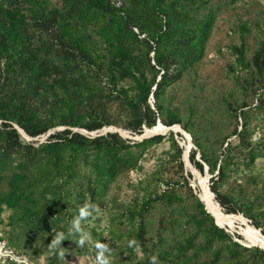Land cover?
Listing matches in <instances>:
<instances>
[{"label":"trees","instance_id":"obj_1","mask_svg":"<svg viewBox=\"0 0 264 264\" xmlns=\"http://www.w3.org/2000/svg\"><path fill=\"white\" fill-rule=\"evenodd\" d=\"M259 116L264 129L261 0H0V224L12 209L3 235L31 260L38 237L51 249L44 264H65L78 245L91 252L85 231L98 250L103 234L85 222L166 138L75 128L142 134L159 119L180 123L213 198L264 233V178L231 179L243 157L251 168L264 156V130L253 139ZM15 124L34 138L61 129L33 141ZM177 136L168 137L176 171L161 164L138 180L114 217L125 219L118 238L129 264H264V249L238 241L194 192ZM156 206L164 213L153 237Z\"/></svg>","mask_w":264,"mask_h":264},{"label":"rangeland","instance_id":"obj_2","mask_svg":"<svg viewBox=\"0 0 264 264\" xmlns=\"http://www.w3.org/2000/svg\"><path fill=\"white\" fill-rule=\"evenodd\" d=\"M264 2V0H261ZM236 42L239 41L238 36L235 37ZM226 52L229 51L225 48ZM233 58V56H231ZM217 116H220L221 119H228L227 114L222 107L217 112ZM261 116L254 119V124H256V132L254 133L253 139L257 140L261 137L263 132ZM158 125V124H157ZM57 127L50 132L40 136L39 138L33 140H44L46 139L51 133L59 130ZM157 128H160L157 130ZM163 125L153 126V127H146L142 134H133L130 131L122 129V136L126 139H141L144 134L155 136V133L161 132L164 133L163 135L166 136L160 143L154 144L144 155L142 159L143 169L133 170L128 175L123 176L118 181H116L109 194L106 198H104L101 202L96 204V214H94L89 220L85 222V225L89 226L90 228L96 229L103 234L104 242H99L100 246L98 250L95 247L94 240L90 232L85 231V240L87 243L91 245V252L87 253L84 249H81V246H75V249L66 253L63 261L65 264H129V259L126 253H123L124 249V239L118 238L119 230L118 227H123L125 223V219L120 217V220L115 221L114 217L117 215H121L122 211L125 208V205L130 202L132 199L134 188L133 184L137 183L138 180L143 178L145 175H148L154 172L161 164H165L166 170L165 174L173 173L176 171L177 168V160H173L169 157L168 151L170 150V141L168 139L170 131L163 130ZM177 131H181V129L177 128ZM155 134V135H154ZM183 138L177 136L178 141L181 146H183L184 153H183V160L185 162L186 169L191 171L193 174L192 178H189L190 185L194 189V192L200 195V188L197 185V177L200 179L207 178L208 184L210 186V178L211 175L206 172L204 174H200L197 169L195 168L194 164L188 163L186 160L188 149H187V138L185 133H182ZM192 149V148H191ZM190 154V152H189ZM199 156V155H198ZM197 156V158H198ZM190 158V157H189ZM241 170L238 173H235L234 176L231 178L232 180L236 177L240 180L246 181L248 180L249 176H258L260 179L264 178V156H260L256 162L252 165L251 168L246 167L244 162V157L241 159ZM216 196V195H215ZM218 202V201H217ZM205 203V202H204ZM206 204V203H205ZM207 208L208 205L206 204ZM222 207V206H221ZM223 209V208H222ZM210 211V210H209ZM14 211L10 208H5L3 212V219L7 224L9 218L13 215ZM164 213V208L161 206H156L153 210L152 215L149 219L150 224V234L155 237L157 235V228L159 224L160 217ZM210 213H212L210 211ZM239 215L246 219L249 223L251 222L247 219L244 215L233 213ZM215 217V216H214ZM216 219V218H215ZM217 220V219H216ZM5 223L0 224V229L2 230L3 234H5L6 230H9L10 227L7 226ZM219 223V222H218ZM252 223V222H251ZM250 223V224H251ZM222 227L230 230L232 233H240L242 235V240L245 242V237L242 234V227L240 224L235 223V225L230 226L226 223H219ZM252 225V224H251ZM230 226V227H229ZM257 228V227H256ZM256 231L262 232L258 228ZM263 233V232H262ZM264 235V233H263ZM246 243V242H245ZM37 249V253L32 256V259L39 263L44 264V260L46 256L50 253L51 249L49 244L43 241L40 237L33 241V249ZM25 251V250H24ZM95 251L98 253V256L95 254Z\"/></svg>","mask_w":264,"mask_h":264},{"label":"bare ground","instance_id":"obj_3","mask_svg":"<svg viewBox=\"0 0 264 264\" xmlns=\"http://www.w3.org/2000/svg\"><path fill=\"white\" fill-rule=\"evenodd\" d=\"M159 125V124H158ZM157 125V126H158ZM164 125V124H163ZM156 127V126H155ZM160 128H157L159 130ZM177 129V128H176ZM163 130H166L164 127ZM186 137H188L185 134ZM187 149L189 152V148L191 145L190 140L187 138ZM197 185L200 188V197L205 201V203L208 205V209L212 212V214L215 216L217 219V222L219 223H226L230 226L235 225V223H238L242 227V234L245 237V242L246 243H255L258 246H261L264 249V235L262 232L256 231L254 226H252L246 219L243 217L229 213L227 214L221 207L220 203L217 202L211 193L207 178L200 179L197 177ZM229 226V227H230ZM226 227V226H225Z\"/></svg>","mask_w":264,"mask_h":264},{"label":"water","instance_id":"obj_4","mask_svg":"<svg viewBox=\"0 0 264 264\" xmlns=\"http://www.w3.org/2000/svg\"><path fill=\"white\" fill-rule=\"evenodd\" d=\"M157 124H161V125H163V123L161 122V120L159 119L158 120V123ZM15 126L19 129V131L22 133V135L27 139V140H35V139H37V138H39V137H31L30 135H28L21 127H19L18 125H16L15 124ZM157 126V125H156ZM165 128H166V130L167 131H170V130H173L175 133L176 132H178L177 131V129L176 128H179V129H181V131H179L181 134L184 132L188 137H186V138H188L189 140H190V142H191V145H190V148H189V152H190V150H191V148L194 146V144H193V141H192V136L190 135V133H188L182 126H181V124L180 123H178V124H175V125H173V126H166V125H163ZM58 129H61V128H58ZM75 130H78V131H80V132H82V133H85V134H91L92 136H97V135H100V134H103V133H105V132H107V131H118L121 135H122V129H120V128H117V127H114V126H110V127H104V128H102V129H100V130H97V131H93V132H87V131H85V130H82V129H77V128H75ZM50 131H52V130H50ZM49 131V132H50ZM156 135H158V134H164V133H161V132H158V133H155ZM154 134V135H155ZM151 136H153V134H151V135H146V134H144L143 136H142V138L141 139H144V138H148V137H151ZM182 145V144H181ZM189 152L187 153V156H185L186 157V160H188V163H191V161H190V158H189V156H190V154H189ZM199 156H198V158H200V153L198 154ZM206 172H208V166H206ZM209 173V172H208ZM213 192V191H212ZM214 193V192H213ZM215 194V193H214ZM199 197H200V195H198ZM201 198V197H200ZM201 200H202V198H201ZM206 205V204H205ZM207 207V206H206ZM208 209V208H207ZM208 211H209V209H208ZM210 212V211H209ZM212 214V213H211ZM227 214H229V213H227ZM213 215V214H212ZM243 215V214H242ZM216 222H217V220H216ZM218 223V222H217ZM219 224V223H218ZM221 226V225H220ZM259 230H261L260 228H258ZM262 231V230H261ZM240 234V233H239ZM238 241H240L241 243H243L244 245H247V246H258L257 244H255V243H245V242H243L242 240H240L239 238H236ZM259 247H261V246H259ZM262 248V247H261ZM263 249V248H262Z\"/></svg>","mask_w":264,"mask_h":264},{"label":"built area","instance_id":"obj_5","mask_svg":"<svg viewBox=\"0 0 264 264\" xmlns=\"http://www.w3.org/2000/svg\"><path fill=\"white\" fill-rule=\"evenodd\" d=\"M0 264H36L30 257L12 247L0 229Z\"/></svg>","mask_w":264,"mask_h":264}]
</instances>
